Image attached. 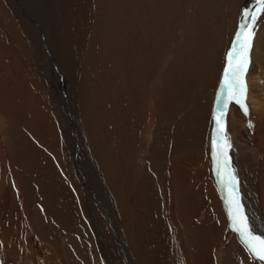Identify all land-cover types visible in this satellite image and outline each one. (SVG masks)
Returning a JSON list of instances; mask_svg holds the SVG:
<instances>
[{
    "label": "rangeland",
    "instance_id": "obj_1",
    "mask_svg": "<svg viewBox=\"0 0 264 264\" xmlns=\"http://www.w3.org/2000/svg\"><path fill=\"white\" fill-rule=\"evenodd\" d=\"M252 1L250 8L255 12L256 0ZM49 4L44 0L42 6L35 7L41 8L38 13L35 10L39 19L50 17ZM222 4L220 10L209 8L211 19L206 17L197 26L191 37L195 44L181 53L171 70L162 67L160 50L152 53L150 66H142L137 74L142 85L136 81L133 86L125 73L123 88L113 92L114 79L106 76L110 65L107 67L102 51L103 34L112 31L113 25L104 18L94 20L78 66L76 122L114 199L125 235L132 232L126 231L132 229V212L133 231L145 240L153 264H194L199 241L204 242L210 232L217 237L213 264H259L237 243L238 236L229 225L211 177L214 99L250 0H222ZM43 24L48 33L49 27ZM19 26L0 0V264H106L97 241L106 246L109 226L95 201L89 203L90 215L87 212L75 162L62 137L63 120L37 75L26 30ZM250 61L246 75L248 115L230 102L224 134L231 145L228 155L238 179L237 197L249 226L264 236V221L257 224L249 212L252 202L257 214L264 217V147L259 146L264 142V121L259 120L248 99L254 91L250 75L259 80L258 98L264 97V14L255 26ZM40 62H44L43 57ZM97 89L104 91L103 102ZM127 98L133 101L132 106ZM105 148L120 169L115 176L109 172ZM142 168L152 175L150 195ZM189 239L195 245H190Z\"/></svg>",
    "mask_w": 264,
    "mask_h": 264
},
{
    "label": "bare ground",
    "instance_id": "obj_2",
    "mask_svg": "<svg viewBox=\"0 0 264 264\" xmlns=\"http://www.w3.org/2000/svg\"><path fill=\"white\" fill-rule=\"evenodd\" d=\"M3 1L6 4L7 8L10 10L13 19L20 26L24 27V29L26 30L29 43L33 49L32 51H33V58L35 63L34 66L36 68L37 75L39 76V79L42 85L44 86L46 93L49 96V101L51 102L52 105H55V107L57 108L58 111L57 115L59 119L63 120L62 122L59 121V123L60 122L62 123L61 124L62 137L65 141L66 147L69 150L72 159H74L78 178L80 179L81 186L83 188L87 200V209H88L87 212L90 215L91 209L89 203L90 201L91 202L95 201L98 208L102 212V215L104 216L106 224L109 226V230H108L109 238L106 243V246L103 245L102 242L97 241L98 247L100 249V253L103 255L105 263L106 264H153L154 258L152 260L153 256L151 254V251L148 249L147 244H145V240H143L142 237L138 238L133 231L135 227L133 225L134 217L132 212L129 214V222H130L129 224L132 227V229L131 228L126 229V231L132 230V232H130L128 237L125 235L123 225L119 220V215H117L116 212L117 210H115L116 207H114L113 204L114 199L112 200V196L108 190V187L105 181H103L102 179V174L96 166L95 163L96 161L92 159V156L88 151L89 149L87 148L86 142H84V136L80 128V125L79 123L76 122V119L78 118V110H77L78 107L77 95H78V85H79L78 66H81V62L83 58L82 52L86 48L88 38L91 35L94 20L104 18L110 25H113L112 31L103 34L104 37H103V45H102L103 55L106 58V63H107L106 65L107 67H109L110 65V69L106 70L107 73L106 76L108 79H114L113 92L116 89L123 88V75L125 73H127V75H129L132 78L131 79L132 85L133 86H135V84L137 85L136 83L137 74L141 72L142 66H148V65L150 66L149 63L150 60H152L151 59L152 53L156 50H160L158 51L159 52L158 58H160V62L163 64L162 67L164 69L169 68V70H171V67L174 66L175 61L177 59H180L181 53L187 51L186 50L187 48L193 47V45L195 44V42L191 40V37L193 33L196 31L197 26L198 25L201 26L203 19H206V17L211 19V17L208 15L210 14V12L208 11L209 8L210 7L214 8L216 6V9L220 10L222 6H224V4H222V0H48L50 1V4L47 13L50 14V17H48L47 21H44L46 20L47 17L46 18L42 17V19H39L40 15L38 16L36 12L38 13V11L41 8H39V10L35 8L38 7L39 4L42 6V4H44V0H3ZM252 3L253 1L250 0L248 10H251L250 7ZM43 22L45 23L46 26L49 27L48 33H46L47 30L44 29L46 27L44 26ZM257 50L258 49L255 46L254 51L256 52ZM107 55L112 57L108 59ZM41 57H43L44 59L43 63L40 62ZM255 57H256V53H255ZM250 76L248 80L250 79L254 91L252 92L253 95L249 94L248 99L254 109V112L259 117V120L264 121V97L262 99H259L257 95V93L259 94L260 92L258 90L259 89L258 85H260L259 80L253 75L251 76L252 78ZM137 82L140 85L143 84V82L140 81ZM62 85L64 87L62 88L64 91H62L61 89ZM96 92L100 93L99 98L103 102L106 99L104 91L97 89ZM229 95L230 93L228 92L227 89L225 88L221 89V91H219L218 94V96H220L219 101L222 98L228 99ZM128 99L129 98H127L126 101ZM188 100L190 101V99ZM127 103H129L130 106L133 105V101H127ZM221 103L222 101L220 103L218 102L217 104L216 115H218L220 112L223 111L221 109L222 106H220ZM128 106L126 107L128 108ZM66 111H68L69 114H66L65 113ZM160 140H162V138ZM160 140L158 141V143H160ZM254 141L255 144L256 140ZM257 144L259 145V143H256V145ZM259 146L263 148L264 142ZM110 148L111 147H109V149ZM105 150L107 151L106 161H108L107 164H109L108 166L109 172L112 174V176H115L118 170L120 169L116 167L117 164L115 165L112 163V159L114 160V158L111 157L112 154L110 153V151L107 148H105ZM249 151L251 152V150ZM260 167L261 165L259 164L256 175L260 173ZM142 174L145 177V189L147 190L148 193L149 190H151L150 176L152 175L149 176V174L146 171H143V168H142ZM122 175L123 173L121 174V176ZM257 177L259 176L257 175ZM263 188L264 187H262L261 189L263 190ZM262 196H264V194ZM171 205L173 204L171 203ZM251 205H252V211L249 212L255 218L256 223L258 224L259 221L262 220L264 221V217L262 216L260 217V215L257 214L252 202ZM170 214L175 216L173 214L172 209L170 210ZM91 221H93L92 218ZM210 228L213 230L212 225H210ZM179 232L181 233V231ZM208 235L209 236L202 243L201 241L197 240L200 242V244L198 245L199 248L197 249V253L194 259V264H213V254H214L213 251L217 237H215V235L212 234L211 232L208 233ZM185 240L186 239H184L183 241ZM218 240L220 239L218 238ZM187 242L190 243V245L193 244L195 245V242L191 241L190 239L189 241L187 240Z\"/></svg>",
    "mask_w": 264,
    "mask_h": 264
},
{
    "label": "snow or ice",
    "instance_id": "obj_3",
    "mask_svg": "<svg viewBox=\"0 0 264 264\" xmlns=\"http://www.w3.org/2000/svg\"><path fill=\"white\" fill-rule=\"evenodd\" d=\"M262 14H264V0H256L255 12L251 10L243 12L245 22L240 25V31L236 33L233 47L227 54V67L224 69L222 86L228 90L230 95L224 101L225 112L228 104L234 102L245 115H248L246 75L251 62L250 53L255 36V26ZM225 112H220L218 115L213 116L216 139L212 140L211 148L218 167L225 172L226 186L232 189L229 197V219L232 221V230L239 235L244 247L251 254V259L259 262V264H264V236L255 234L249 226L248 218L237 197L238 179L234 170H231V161L228 155L231 145L227 143V138L224 134ZM249 127H251V124H249Z\"/></svg>",
    "mask_w": 264,
    "mask_h": 264
}]
</instances>
